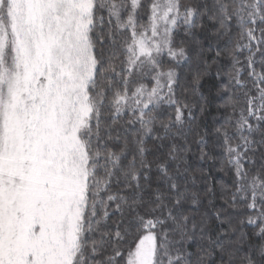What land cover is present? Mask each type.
Segmentation results:
<instances>
[{
    "label": "snow or ice",
    "instance_id": "6c2138e0",
    "mask_svg": "<svg viewBox=\"0 0 264 264\" xmlns=\"http://www.w3.org/2000/svg\"><path fill=\"white\" fill-rule=\"evenodd\" d=\"M0 264H264V0H0Z\"/></svg>",
    "mask_w": 264,
    "mask_h": 264
}]
</instances>
